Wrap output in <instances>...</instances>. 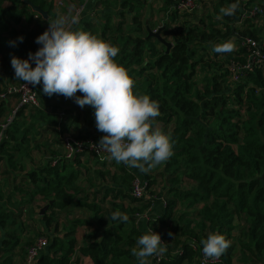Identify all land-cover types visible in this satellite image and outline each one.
Wrapping results in <instances>:
<instances>
[{"label":"trees","instance_id":"16d2710c","mask_svg":"<svg viewBox=\"0 0 264 264\" xmlns=\"http://www.w3.org/2000/svg\"><path fill=\"white\" fill-rule=\"evenodd\" d=\"M30 1L56 18L51 0ZM225 1L230 5L238 3L234 14H221L222 8H228L223 5ZM120 2L124 8L134 12L131 15L132 25L128 26L126 33L123 26L125 21L121 18L115 23L106 22L98 36L92 29H86V25L82 31L118 48L114 60L133 79V91L138 95H148L158 103L160 114L156 117L157 121L164 126L172 124L170 130H161L173 142V155L162 163L164 165L160 172L165 178L166 198L163 196L162 199L165 208L163 214L149 222L150 225L167 228L168 236L169 232L173 233L174 237L165 242L166 246L169 244L170 250L180 247L181 254L171 256L172 261L169 258L170 261L164 259L157 264H181L195 259L199 264L198 251L191 242L196 241L198 249L203 250L201 240L207 239L211 233L222 234L230 241L236 218L243 221L246 228V239L241 241V246L252 259L248 264H253L255 259L264 262V65L248 71L238 82L230 80L227 67L231 59L240 63L247 61L249 47L242 45V37L262 39L255 28L254 18L257 16L246 19L241 25L236 24L243 10L255 1L224 0L217 7V15H209L208 23L202 20L200 24L187 25L179 35L175 34V42L169 50L157 37L149 36L145 29L146 37L138 34L142 32L141 10L146 9V0ZM123 12L124 16V9ZM185 12L173 8L168 15L173 21ZM35 15L39 14L24 0H0V54L9 55L18 51L35 53L42 47L40 44L32 47L24 39L20 41L22 35L13 26V22L19 25L25 18L31 22ZM44 21L49 23V19ZM231 37L238 39V46H242L237 57L234 56L237 52H230L227 62L213 57L204 59L217 41L224 43ZM214 54L219 53L214 51ZM200 80L205 83L203 87L199 86ZM3 82L0 75V83ZM35 88L42 106L18 107L13 121L5 128L3 125L13 110L9 112L7 99L0 100V167L5 166L3 173H6L5 179L11 187L10 193L5 196L0 184V233H3L0 264H12L15 250L25 232V223L20 220L21 210L25 208L23 206L32 204L38 195L47 203L53 200L43 221L47 227L54 228V234L47 230L49 244L41 252L37 264H75L79 261L77 250L82 255L91 256L95 264H140L131 249L136 246V240L147 233L140 218L144 214L141 213L152 205L153 196H146V193L142 199L132 196L131 186L140 171L138 168L132 169L123 163L112 164L115 167L112 173L105 169L107 160L91 155L102 166L95 171V178L102 182L90 183V187L87 183L91 179L80 168L82 157L88 155L84 152L76 153L71 159L65 154L59 155L61 157L54 163L55 159H47L40 168L33 167L21 175L13 171L19 164V170L23 171L21 163L29 155L26 142L30 140L34 123H29L28 117L39 120L47 118V122L57 124L56 114L43 107L44 102L51 98L43 92V82L35 85ZM85 106L83 117L77 113L72 122L78 130L75 133L80 138L100 140L105 133L97 129L95 109L91 105ZM51 127L47 126V130ZM140 173L150 177L148 172ZM19 176H22L21 183L17 181ZM184 176L196 185L183 187ZM79 180H83L87 187ZM153 183L154 180L149 178L148 189ZM17 190L22 192L19 199L16 197ZM189 197L194 199L188 201V208L199 201L205 202L199 211L200 221L193 227L191 221L182 226L180 222L183 216L175 215L178 204ZM76 211L89 215L70 219L69 215ZM115 211L127 214L129 221L109 222ZM61 218L67 222L62 235L58 231ZM79 226L90 227L81 244L76 238ZM196 226L204 234L202 239L201 234L193 231ZM234 251L235 245L230 243L223 254L227 264H233ZM152 259L153 256L147 258L148 264L149 261L153 262Z\"/></svg>","mask_w":264,"mask_h":264},{"label":"clouds","instance_id":"9594fccd","mask_svg":"<svg viewBox=\"0 0 264 264\" xmlns=\"http://www.w3.org/2000/svg\"><path fill=\"white\" fill-rule=\"evenodd\" d=\"M237 8L238 3L232 4L222 8L221 14L232 15ZM70 23H78V17L72 16ZM49 25L36 39V43L42 45L38 51L29 53L28 59L12 57L16 78L32 85L42 81L43 92L49 96L75 97L80 107L91 105L95 109L97 129L105 133L93 148L98 153H109L117 164L147 173L166 162L173 155V142L161 130L153 129L152 121L160 114L159 105L148 95L133 91V79L114 60L118 48L88 32L71 30L65 16L50 18ZM23 39L19 37L20 41ZM213 50L230 53L234 44L224 42ZM77 92L83 95L76 96ZM111 220L126 223L129 216L115 211L109 222ZM169 236L173 233L169 232ZM201 244L205 257L212 259H219L230 247V241L219 233L209 234ZM166 252L160 234L152 229L140 236L131 249L140 264H148V257Z\"/></svg>","mask_w":264,"mask_h":264},{"label":"rangeland","instance_id":"374dc122","mask_svg":"<svg viewBox=\"0 0 264 264\" xmlns=\"http://www.w3.org/2000/svg\"><path fill=\"white\" fill-rule=\"evenodd\" d=\"M55 1L56 0H51L53 6H54ZM63 1L65 4L57 7L58 12L65 15L68 18L69 26H70L71 30L82 31V28H81V22L82 21L81 20H83L84 22L90 21L92 24H85L86 29H90V30L92 29L94 31V34L97 36L100 35L101 27L106 22L115 23L118 20H120V18L122 19V21H125L123 26H124V33H126V31H128L127 30L128 26L131 24V15L134 13L133 11L129 10L128 8L123 7L121 2H120L121 0H119V1H117V0H91V4L90 3L85 4V0H63ZM146 1H147L146 9L141 10L142 15H141V24L140 25H141L142 32H140L138 34L141 35L142 37H146V33L144 32L143 29H145V31H147V32H149V31L158 32L161 29L162 30L161 36L163 38H165L168 42L174 43L175 42L174 35L175 34L179 35L182 31H184V29L187 25L200 24L202 20H204L205 23H208V20L210 19L209 15H211V14L217 15L216 14L217 7L219 5H222V2L224 0H197L198 6H197V8H195V10H193L191 12H185L186 14L181 13V14H179V17L173 21L169 17L168 13L170 12V10H172L174 8V0H146ZM243 1L246 2L248 0H243ZM254 1H255L254 5H262L264 7V3L261 0H254ZM232 4H234V3H232ZM84 5H86V7ZM223 5H225V7L231 6L226 1L223 2ZM82 6L85 7V14L88 13V17L81 19L79 21V23H77V25L75 26V24L70 23L71 17L75 16L76 11L78 9H81ZM135 8L138 9L139 6H135ZM123 9L125 10L124 16L122 15V13H124ZM38 17L39 18H37V20H39L40 23L45 22L44 20H41L42 18L40 16V14L38 15ZM50 18L52 20L57 19V18L51 17L49 15L48 19H50ZM48 19H46V20H48ZM254 21L253 22L256 24L255 28L259 30L261 38H262L261 40L264 41V13L259 14L256 18H254ZM14 24L15 23L13 22V26H14ZM15 25L17 26V24H15ZM49 26H50L49 23L46 22L44 32L49 28ZM17 28H18V32L24 37V40L28 44H30L32 47L37 45L36 39L38 36L42 35V33H37L35 35L28 34L29 29H30V26L28 24H26V25L20 24L17 26ZM99 39H101V38H99ZM101 40H104V39H101ZM227 42H231L234 44V50L231 53L235 54L237 52V54L234 55L235 57H237L240 54L239 53L240 48L242 47L241 44H240V46H238L239 40L236 39L235 37H231L227 40ZM218 44H222V41H217L216 45H218ZM39 49H40V47L37 49V51ZM19 52L20 53L16 54V57H19L22 60L28 59L29 53H32V52H27V51L26 52L19 51ZM202 53L203 52L201 51V54ZM228 53L229 52L219 53L218 55H215L214 50L210 48L208 51V54H205L204 59H208V57H213V58H217L220 61L227 62L226 59L228 57ZM241 55H243V54H241ZM198 57H199V55L195 56V59H197ZM231 57H233V56H231ZM33 64H34V62L32 63V65ZM201 75L203 76V74H201ZM195 78L198 79L199 77L195 76ZM11 81H13L14 83H9V84H18V83H20L19 81H22V80L17 79L16 75L13 74ZM199 84H200L199 85L200 87H203V85L205 83L202 80H200ZM82 95L83 94L80 92L76 93V96H82ZM49 101H50V104H53L54 108L58 105V106L62 107L63 109L72 110L73 114L72 113H70V114L73 116L77 115V113L84 114L86 112V106L80 107L76 103L75 97L66 98L65 96L60 95V94H53V95H51V98L49 99ZM152 122H153V129L154 130L155 129L162 130L164 128H168L170 130L172 127L171 126L172 124H170L169 126H164V124L160 121H157L156 118ZM70 131L72 134L78 136V134L75 133V132H78V130H76L75 127H72L70 129ZM29 137H30V135H29ZM55 139H57V141H59L56 143H58V144L62 143L60 135L59 136L56 135ZM39 140L40 139H38V141ZM34 149H36V148H34ZM41 150H43V147H41ZM50 153H52V150H50V145L47 143V159L49 158ZM84 153H88V152H84ZM106 160H107L108 164H107V167H105V169L108 168L112 173L115 172V167H113L112 164H115V165H118V164L115 162V160H113L110 157L109 154H108ZM45 162L43 160H40L39 157L37 158V155H35L34 159L28 160V162L24 161V163H21V164H23V171L19 170L20 164L17 166V168H13V171L15 173H17V174L19 173V175H21L22 173H27V171H29L33 167H35V168L39 167L40 168ZM163 165L164 164L159 165L156 168L149 171L147 174L150 175V177H147L145 174H141L140 171H138L137 177L140 178L141 179L140 181L143 183V185H145V188L147 190L146 196H149V195L153 196V197L162 196V198L164 196L166 198V196H165L166 191L164 188L165 178L160 175V172L163 169ZM87 167H88V170L86 171ZM80 168L84 173L87 174V177L91 179L90 181L88 180V183H87L88 187H90V185H91L90 183L99 184L102 182V180H97L95 178V171L101 169L102 166L100 164H98V161L95 158L91 157V154L88 153V155H84L82 157ZM134 168L135 167H133L132 169H134ZM4 169H5V166L2 165L0 167V184L4 188V190H3L4 195L7 196L11 191V187L8 186V183L5 179L6 173L5 172L3 173ZM181 171H183V170H181ZM108 177H109V175H107V179H108ZM21 178H22V176L18 177L17 181L19 183H21ZM149 178H152L154 180V183L150 189H148L149 188ZM183 179H184V182L182 183V185L185 188L196 185V183L194 181L189 180L186 177ZM79 181H82L83 184L86 186V183L83 180H79ZM19 190H21V189H19ZM19 190H17L18 192H16L17 193L16 197L18 199L22 196V192ZM193 199H194L193 197L186 198V200L182 201V203L180 202L176 208L177 210H176L175 215L179 216L181 214L183 216V218L181 219V222H180L182 226H185L189 221H191V227H193L194 224H197L200 221L201 217L199 216V211H200L201 207L205 204V202L199 201V203H197L192 208L186 207V204L188 203V201L193 200ZM46 202H47L46 199H44L42 196H40V197L38 196V198L36 197V199L33 201V203L31 205H28L27 208H25V209L23 208L21 210L22 215L20 216V220L24 221L26 234H30V236L26 235L22 238V242L19 245V247L17 248L18 250L16 251L17 259L13 260L12 264H25L27 250L30 247V245L33 244L34 241L41 235L49 237L47 234V229L42 230L41 226H39V224H40V222H39L40 211L43 208V206L45 207V205L47 204ZM147 210L143 211L141 213V215L143 213H145ZM88 215H89V213L76 211L75 213L73 212V214L69 215V216H70V219H72L74 217L80 218V216H83L84 218H86V216H88ZM234 224H235V229L232 231L231 238H230V243L235 245L233 264H248L249 263L248 261L252 262V259L250 258V255L248 254V252L244 253L243 247L241 246V241L242 240L244 241L246 239V237H245L246 236V233H245L246 228L244 227V222L240 221L236 218L234 220ZM150 228L154 232L160 234V236L165 239V242L169 241L170 239H172L174 237V236H168V233H166L168 231L167 228H165L162 225H157V227L154 225H151ZM87 229L89 230L90 227H87ZM193 229H194L193 230L194 232L199 233V235L201 234L200 239H202L203 238L202 235H204L202 233V230L199 227L197 228V226H196V228L194 227ZM81 234H82V232L79 233V235H81ZM2 235H3V233H0V241H1ZM165 247L167 248V250H170L169 244ZM167 261H170V259ZM254 263L264 264V262L257 261L256 259H255V261H253V264ZM225 264H227L226 261H225Z\"/></svg>","mask_w":264,"mask_h":264},{"label":"built area","instance_id":"2783aa9c","mask_svg":"<svg viewBox=\"0 0 264 264\" xmlns=\"http://www.w3.org/2000/svg\"><path fill=\"white\" fill-rule=\"evenodd\" d=\"M264 3V0H261ZM59 4H62L61 2ZM197 0H174V8L180 12H191L197 8ZM83 8L78 9L75 16L79 17L82 13ZM264 13V7L262 5H251L248 8H245L241 14V17L236 22L237 25L242 24L246 19L254 18L259 14ZM242 45L248 46L249 54L247 61L245 63H240L235 60H230L228 64V69L230 71V80L233 82H238L243 78L248 71H252L256 67H262L264 65V41L256 40L250 37H242L241 38ZM35 63L32 65L34 68ZM10 95H16L19 100V106H33V107H41V100L38 95V92L35 88V85L27 84L24 81H21L18 84H9L4 87L3 90H0V100L7 99ZM18 107L14 108L11 115L7 118V123L3 125L5 128L8 124H10L15 115ZM67 113L64 111L59 112V116L61 119ZM60 120L58 122V126L60 127ZM61 140L64 148L65 157L71 159L74 157L76 153L80 152H88L94 157H97L100 160H106L109 153L107 152H97L96 149L93 148V144L99 143V139L83 137L80 138L77 135L72 134L70 131L64 132L61 135ZM110 155V154H109ZM140 178H135L132 182L131 186V194L136 199H142L146 193L145 185L140 181ZM150 219L148 215H143L142 218ZM151 229V228H150ZM162 239V245L166 246L165 240ZM192 246L198 251V263L199 264H225V259L223 255L219 259L206 258L203 250H199L196 244V241H192ZM49 238L47 236L41 235L39 236L33 244L27 250L25 264H37L38 258L41 252L48 246ZM165 255H153V262L159 263L164 259Z\"/></svg>","mask_w":264,"mask_h":264},{"label":"crops","instance_id":"0c3cea01","mask_svg":"<svg viewBox=\"0 0 264 264\" xmlns=\"http://www.w3.org/2000/svg\"><path fill=\"white\" fill-rule=\"evenodd\" d=\"M60 2L62 4H59ZM89 3L91 4V0H85V4H89ZM64 4L65 3H64L63 0H56L54 2V6L55 7H54L53 11H54V15L56 16V18H58V16H65V15L59 13L58 12V8H57L58 6H62ZM84 6L86 7V5H84ZM84 6H82L83 11L79 15L78 23H79V21L81 19L88 17V13L85 14V7ZM77 11H76V13H77ZM37 18H39L38 15H35L32 18L31 22H28L26 18L23 19V21L21 22L22 25L23 24L24 25L28 24L30 26L28 34H33V35H35L37 33H42L43 34V32L45 30L46 22L40 23L39 20H37ZM81 21H82L81 22V28H83L85 26V24H89L88 22H90V21L84 22L83 20H81ZM17 26L14 24L15 28H17ZM18 53H20V52L18 51L17 53H13V54H9V55H7L6 53L0 54V75L4 79V82L0 83V90H3L4 89L3 87H5V85H8L9 83H14L13 81H11L12 80V75L15 74V70L12 67L11 60H12V57L13 56L16 57V54H18ZM6 56H7V58L5 59ZM19 82H21V81H19ZM6 102L8 104L10 113H11V111L14 108L19 106L18 97H15L14 95H10L7 98ZM57 106L54 108L53 104H50V101L47 102V100L43 104V107H44V109L46 111L56 114V116H57V124H55V125H54V123L47 122V118H43V119L39 120L37 117H33V118H31L30 116L28 117V122L29 123H34V127L32 128V134L30 135L29 142H26V146L29 147L30 151H29L28 157L26 156L24 158L25 161L28 162V160L34 159L35 155H37V158L39 157L40 160L47 161V142H49L51 144L50 145V150L59 152L58 154L57 153H50L48 159H55V160H53V163L56 162L61 157L59 155L63 156L65 154L64 153V148L62 146V143L61 144L56 143L58 141H57V139H55V136L56 135H58V136L60 135L61 136L62 133L70 131V129L72 127H74V124L72 122H73V120H74L76 115L75 116L71 115L70 113L73 114V111L70 110V109H63L62 107H60V106L57 107ZM61 111H64V112L67 113L63 117V119H61L60 116H59V112H61ZM26 114H28V113L26 112ZM81 115H82L81 117H83L84 114L81 113ZM59 120H60L61 124H60V127H57ZM81 125H82V123H81ZM47 126H53V128L51 127L50 129L47 130ZM55 131L57 132V134L55 133ZM36 138H38L40 140L37 142ZM41 147H43V150H41ZM34 148H36V149H34ZM38 196L40 197V195H38ZM38 196H36V197L38 198ZM162 199H163L162 196L153 197L152 205L148 208V210L144 213V215H148L150 217V219H152L153 217H157V216L163 214L164 208H165V204H164V201ZM51 201H53V200H50L49 203ZM49 203H47L46 205H48ZM29 205H31V204H29ZM23 207L27 208L28 206H23ZM44 214H41V211H40V218H39L40 224H39V226H41L42 230L47 229V230H50V232L52 234H54V228L53 227L49 228V227H47L45 225V223L43 221ZM64 218L60 219V227H59V230H58V231H60L61 235L63 234V231H64L63 226L67 224V222L65 221L66 219H64ZM149 220H147V218H143V219L140 220L141 224L143 226V230L145 232H148L149 229H150L151 225H150ZM87 227L88 226H79L77 228L76 238L79 240V244L82 243V241L85 239L86 233H88ZM81 232H82V234L79 235V233H81ZM26 235L30 236V234H26V231H25L23 237L26 236ZM17 250L18 249H16L15 253H14V258H13L14 260L17 259V256H16V251ZM180 254H181L180 247H178V248H176L174 250H170V251L167 250V252L164 253V255H165L164 259L165 260H167V259L169 260V258L171 256H177V255H180ZM76 256L79 257V261H77L75 264H95V262H94V260H93V258L91 256L82 255V254L79 253L78 250L76 252ZM73 258H75V256H73ZM170 259L172 261V258H170ZM196 263H197V260L195 259L193 262L184 261L181 264H196ZM149 264H157V263L149 261Z\"/></svg>","mask_w":264,"mask_h":264},{"label":"water","instance_id":"95a60500","mask_svg":"<svg viewBox=\"0 0 264 264\" xmlns=\"http://www.w3.org/2000/svg\"><path fill=\"white\" fill-rule=\"evenodd\" d=\"M24 2L27 3L32 8V10L34 12L40 14L44 20L49 18V12L47 10L43 9L40 5H36L33 2H31L30 0H24ZM161 32H162L161 29L158 32L149 31V36L157 37L161 42H163L164 44L167 45V48H168L167 50H169V48L172 46V43L168 42L165 38H163L161 36ZM51 203H52V201L48 205H45V207L42 208L41 214H44L46 212V210L49 208V205Z\"/></svg>","mask_w":264,"mask_h":264}]
</instances>
